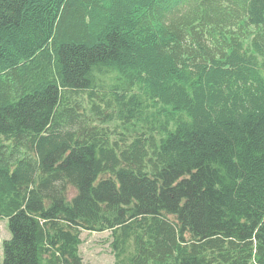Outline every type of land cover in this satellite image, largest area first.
Returning a JSON list of instances; mask_svg holds the SVG:
<instances>
[{"label":"trees","instance_id":"16d2710c","mask_svg":"<svg viewBox=\"0 0 264 264\" xmlns=\"http://www.w3.org/2000/svg\"><path fill=\"white\" fill-rule=\"evenodd\" d=\"M0 264H264V0H0Z\"/></svg>","mask_w":264,"mask_h":264},{"label":"rangeland","instance_id":"374dc122","mask_svg":"<svg viewBox=\"0 0 264 264\" xmlns=\"http://www.w3.org/2000/svg\"><path fill=\"white\" fill-rule=\"evenodd\" d=\"M10 239L7 220H0V258L2 259V243ZM82 244L79 253L83 264H114L110 249V233L82 232Z\"/></svg>","mask_w":264,"mask_h":264}]
</instances>
